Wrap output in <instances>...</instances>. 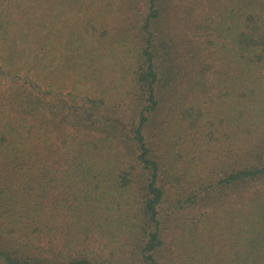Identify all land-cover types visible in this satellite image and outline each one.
I'll return each instance as SVG.
<instances>
[{"label": "trees", "instance_id": "16d2710c", "mask_svg": "<svg viewBox=\"0 0 264 264\" xmlns=\"http://www.w3.org/2000/svg\"><path fill=\"white\" fill-rule=\"evenodd\" d=\"M0 264H264V0H0Z\"/></svg>", "mask_w": 264, "mask_h": 264}]
</instances>
